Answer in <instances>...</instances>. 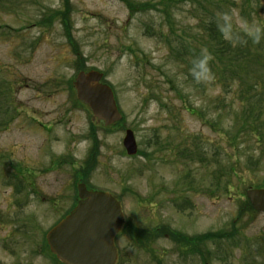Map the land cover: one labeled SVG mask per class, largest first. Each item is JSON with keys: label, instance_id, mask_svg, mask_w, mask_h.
<instances>
[{"label": "rangeland", "instance_id": "obj_1", "mask_svg": "<svg viewBox=\"0 0 264 264\" xmlns=\"http://www.w3.org/2000/svg\"><path fill=\"white\" fill-rule=\"evenodd\" d=\"M263 23L264 0H0V264H63L46 234L79 182L121 203L118 264H264L247 197L264 188ZM89 70L114 91L115 125L77 98ZM256 115L261 138L243 127Z\"/></svg>", "mask_w": 264, "mask_h": 264}, {"label": "water", "instance_id": "obj_2", "mask_svg": "<svg viewBox=\"0 0 264 264\" xmlns=\"http://www.w3.org/2000/svg\"><path fill=\"white\" fill-rule=\"evenodd\" d=\"M97 70L80 71L73 85L77 98L92 112V120L105 126L122 120L113 89L102 82ZM128 155H135L138 145L134 132L126 131L123 140ZM79 201L75 208L46 234L51 251L65 264H116L115 237L124 220L122 206L115 196L101 190H89L77 184ZM247 196L253 207L264 212V188H252ZM264 230V226H263Z\"/></svg>", "mask_w": 264, "mask_h": 264}, {"label": "trees", "instance_id": "obj_3", "mask_svg": "<svg viewBox=\"0 0 264 264\" xmlns=\"http://www.w3.org/2000/svg\"><path fill=\"white\" fill-rule=\"evenodd\" d=\"M222 1H224V0H218V3H221ZM213 16V18L214 19H216V17H215V15H212ZM263 25H264V23H263ZM263 25H261V30H263L264 29V26ZM210 32H211V35L214 37V34H215V32H216V34H215V36L216 35H221V34H217V33H219L218 32V29L216 30V26H215V23L214 22H212L211 24H210ZM230 43L232 44V42L230 41ZM238 45V44H237ZM237 47H239V46H237ZM220 49H222V51H223V48H220ZM227 51H228V54H229V50L227 49ZM241 52H243V56H244V58L242 59V60H246V58H248V56H249V53L246 51H244V49L243 50H241ZM256 52H259V50H258V48H257V50H256ZM217 53H219V52H217ZM220 54V53H219ZM221 55V57H225V56H223L222 54H220ZM232 56L229 54L228 56H227V59L229 58H231ZM260 125V124H262V122H261V118L259 119L258 118V116L256 115V117L255 118H253V117H251V118H249L248 120H245L244 121V124H243V127L244 128H246V129H248L250 132H254L255 131V133H257L258 134V137H260L261 138V136H262V132H260V127L259 126H257V125ZM259 128V129H258ZM261 139H264L263 137L261 138Z\"/></svg>", "mask_w": 264, "mask_h": 264}, {"label": "clouds", "instance_id": "obj_4", "mask_svg": "<svg viewBox=\"0 0 264 264\" xmlns=\"http://www.w3.org/2000/svg\"><path fill=\"white\" fill-rule=\"evenodd\" d=\"M253 39H258V32L253 31L250 33ZM207 59L208 55L206 50H202L199 56H196L191 61V75L196 81H200L202 78H205L208 72L207 68Z\"/></svg>", "mask_w": 264, "mask_h": 264}, {"label": "flooded vegetation", "instance_id": "obj_5", "mask_svg": "<svg viewBox=\"0 0 264 264\" xmlns=\"http://www.w3.org/2000/svg\"><path fill=\"white\" fill-rule=\"evenodd\" d=\"M124 223H125V220H124ZM124 225V224H123ZM159 229H161V228H164V227H161V226H159L158 227ZM168 232H171V231H169L168 230ZM175 233V232H174ZM159 235H161V234H159ZM166 235H169V234H165V236ZM204 245V244H203ZM189 250V249H188ZM194 252L195 251H200V254L202 255V252H203V250H202V247H197V250H194V249H192ZM187 254H189V252H187V250H184V252H182V256L183 257H186L187 256ZM155 258H153L155 261H157V259H156V256L155 255H153ZM158 258V257H157ZM160 260V259H159ZM157 264V263H156ZM204 264H208V262H205Z\"/></svg>", "mask_w": 264, "mask_h": 264}]
</instances>
